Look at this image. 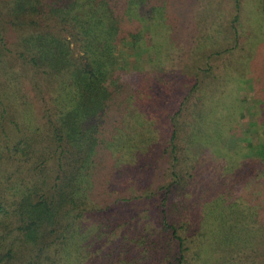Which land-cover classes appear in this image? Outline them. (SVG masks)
Masks as SVG:
<instances>
[{
  "label": "trees",
  "instance_id": "16d2710c",
  "mask_svg": "<svg viewBox=\"0 0 264 264\" xmlns=\"http://www.w3.org/2000/svg\"><path fill=\"white\" fill-rule=\"evenodd\" d=\"M191 1L0 0V47L44 82L0 139V264H264V0L225 21ZM149 42L148 67L119 60ZM232 60L258 85L253 146L215 73Z\"/></svg>",
  "mask_w": 264,
  "mask_h": 264
},
{
  "label": "rangeland",
  "instance_id": "374dc122",
  "mask_svg": "<svg viewBox=\"0 0 264 264\" xmlns=\"http://www.w3.org/2000/svg\"><path fill=\"white\" fill-rule=\"evenodd\" d=\"M179 3L181 0H177ZM191 1V0H189ZM184 2V5L188 2ZM198 1V0H197ZM208 0H201L198 5H206ZM193 3V0L191 1ZM208 4H211L210 6L213 5V7L216 9L218 7L221 9V21L226 20L227 17H229V10H228V0H210ZM216 13V11H215ZM241 21H244L241 19ZM222 23V22H219ZM245 25V24H244ZM245 29H248V26H245ZM246 32V31H245ZM244 32V33H245ZM9 41L12 39V36L9 35ZM148 39V38H147ZM244 39L240 38V43L239 47L241 48L244 45ZM150 42L145 46L144 49L139 51L136 54L135 60L133 58V54L135 51H129L125 47L121 48V59L119 58L120 61L123 59V64L127 66V68H143V67H148L149 61L153 59L152 55V50L150 47ZM237 52V51H236ZM257 52L253 53V56H256ZM261 56H264V47L263 51L261 52ZM257 59L254 60V66L259 67V71L263 60L259 58V56L256 57ZM186 55H183V51L180 50L179 54L176 57H172V59L168 62V65L166 66L167 69H170L175 73L177 71V74L174 75L172 80L176 81L177 84L176 86L177 91L179 92L182 90V85L188 81V83L191 82L192 80V75L188 72L186 69V66H188V60H186ZM232 59V58H231ZM183 66V67H182ZM245 64H243L242 60H232L228 61L226 65L219 63L218 68L215 70V73H224L226 69L229 70V77L232 81V86L234 87L233 92V97L237 99L238 104L240 106V112H237V118L239 120V131L238 135L240 139L242 140V144L245 146H253L258 142V136H257V128H256V117L258 116V108H257V99L255 98L256 96L254 95V89L258 87V85L253 83V79L249 77L248 74H246L245 79H239L238 75L240 73H245ZM30 67L27 64L21 63L20 60L16 59L13 55V53H10L6 51L3 47H0V139L4 140L3 138L7 136H11V133L15 132L14 128L10 124V119L11 117H14L15 113H13V110H11V105L12 102H14L16 99L23 97L26 101V103H29L34 100V94L32 91V86L36 84L39 89L43 85L44 82H42L41 78L38 76L34 75L33 72L29 69ZM181 68L182 71H186V75L181 73ZM178 69V70H177ZM258 69H256L258 71ZM171 73L170 75H173ZM182 74V76H181ZM12 77L11 80L10 78ZM213 77V76H212ZM9 80L11 83L6 84V81ZM205 82L208 84L209 80L212 82L211 78H204ZM215 80V79H214ZM222 81L228 80L226 77L221 78ZM15 81V82H14ZM35 81V83H33ZM262 81V82H261ZM261 85L264 86V67L262 68L261 71V79H260ZM22 85L21 91L18 90L15 91V87L19 89L18 86L15 84ZM215 83V82H214ZM254 84V87H253ZM166 87V86H165ZM224 88V87H223ZM159 89V88H158ZM185 91V89H184ZM259 91V89H257ZM160 103V102H159ZM159 103L158 101H155L151 104H146L149 108V112L155 111L157 113L158 118L160 117H165L166 112H162L159 109ZM2 107H4L6 110L3 111ZM26 112V110H25ZM34 113V111H32ZM241 114V116H240ZM12 115V116H11ZM11 116V117H10ZM162 118L159 119L162 121ZM260 129H264V123H262V126ZM241 130V131H240ZM184 143L183 141H181ZM264 152L259 156V160L264 159L263 158ZM159 164V163H158ZM262 165H264V162H262ZM260 170L264 171V166L259 168ZM252 192L255 193L253 190ZM254 199L252 203L256 204L258 202V199L256 195L252 196Z\"/></svg>",
  "mask_w": 264,
  "mask_h": 264
}]
</instances>
